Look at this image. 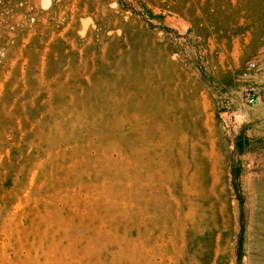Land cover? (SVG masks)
Returning <instances> with one entry per match:
<instances>
[{"label": "rangeland", "instance_id": "rangeland-1", "mask_svg": "<svg viewBox=\"0 0 264 264\" xmlns=\"http://www.w3.org/2000/svg\"><path fill=\"white\" fill-rule=\"evenodd\" d=\"M263 224L264 0H0V264H264Z\"/></svg>", "mask_w": 264, "mask_h": 264}, {"label": "built area", "instance_id": "built-area-1", "mask_svg": "<svg viewBox=\"0 0 264 264\" xmlns=\"http://www.w3.org/2000/svg\"><path fill=\"white\" fill-rule=\"evenodd\" d=\"M241 96L245 104L253 105L258 99L259 93L255 85L246 84L241 90Z\"/></svg>", "mask_w": 264, "mask_h": 264}, {"label": "bare ground", "instance_id": "bare-ground-1", "mask_svg": "<svg viewBox=\"0 0 264 264\" xmlns=\"http://www.w3.org/2000/svg\"><path fill=\"white\" fill-rule=\"evenodd\" d=\"M263 226H264V224H263Z\"/></svg>", "mask_w": 264, "mask_h": 264}]
</instances>
